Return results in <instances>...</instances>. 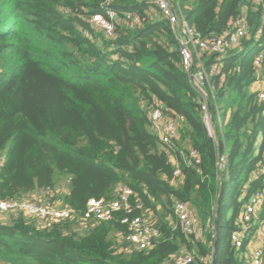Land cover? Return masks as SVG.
I'll return each mask as SVG.
<instances>
[{
  "label": "trees",
  "instance_id": "obj_1",
  "mask_svg": "<svg viewBox=\"0 0 264 264\" xmlns=\"http://www.w3.org/2000/svg\"><path fill=\"white\" fill-rule=\"evenodd\" d=\"M171 2L202 37L224 33L241 15L247 22L238 48L201 56L216 142L178 42L151 0H0V200L42 189L47 203L58 196L80 215L89 199H112L124 183L134 191L131 204L140 205L134 215H153L158 204L166 211L153 215L159 236L140 251L127 247L121 212L85 233L74 231L75 219L41 228L6 214L0 262L173 264L174 254L206 256L216 243L214 264H246V241L236 248L230 236L242 205L262 186L254 172L264 147V101L251 91L254 54H244L261 28L262 9L251 0ZM102 5L119 15L112 37L89 21ZM127 12L140 17L134 28L123 19ZM156 105L178 124L168 148L150 130L148 111ZM189 150L198 163L186 162ZM220 155L227 163L221 171ZM176 201L192 207L205 239L173 227Z\"/></svg>",
  "mask_w": 264,
  "mask_h": 264
},
{
  "label": "built area",
  "instance_id": "obj_2",
  "mask_svg": "<svg viewBox=\"0 0 264 264\" xmlns=\"http://www.w3.org/2000/svg\"><path fill=\"white\" fill-rule=\"evenodd\" d=\"M259 4L262 9V25L257 35L264 32V0H251ZM155 5L158 15L164 18L172 30L178 42V51L182 60L183 69L188 74L191 86L200 97V108L202 119L206 130L215 142L217 141L216 127L212 119L210 108V97L206 88L208 73L201 59L202 55L218 54L223 55L228 50L236 49L241 41L247 36V22L243 15L237 17L224 33L202 37L192 26H190L181 9L174 7L171 0H151ZM118 13L102 5V11L94 13L90 17V23L99 28L105 37H112L114 32V21ZM124 21L130 28L140 23L137 14L127 12L123 15ZM264 35V34H263ZM253 67L255 80L251 85V91L256 93L258 101H264V49L257 50L253 56ZM217 70V65L211 66V72ZM148 118L150 130L160 142L169 147L174 139L178 137V124L173 119H166L159 107L156 105L149 109ZM219 128L222 123L218 122ZM187 163H198L199 157L196 152L189 150L186 156ZM218 170L227 168L226 156L220 155L217 161ZM175 171V174H178ZM255 178H262V186L255 189L242 205L239 213L238 229L230 236V241L236 248H241L244 240L248 246L249 242L259 241L261 245L255 246L250 255L247 256L246 264H264V147L261 150L257 167L254 172ZM45 190H35L20 198L0 200V217L10 213H20L23 216L34 220L41 228H52L63 222L75 219L83 230L82 233L93 230L102 223L109 222L116 213H122L121 223L126 226V233L123 235L127 242L128 249L148 250L159 236V231L146 213L134 215V208H140L139 204L133 206L131 197L134 191L126 184L120 183L115 189L112 199L91 198L87 201L84 211L76 215L74 210L55 202L50 204L43 197ZM173 214L176 223L186 235L198 239L203 234V227L198 216L192 207L183 202L176 201L173 205ZM256 220H259L257 223ZM246 246V247H247ZM214 249L206 256L194 254L188 251H181L171 257L173 264H214Z\"/></svg>",
  "mask_w": 264,
  "mask_h": 264
},
{
  "label": "rangeland",
  "instance_id": "obj_3",
  "mask_svg": "<svg viewBox=\"0 0 264 264\" xmlns=\"http://www.w3.org/2000/svg\"><path fill=\"white\" fill-rule=\"evenodd\" d=\"M260 36L259 35H256L255 37H254V39L251 41V42H249V44L248 45H246L245 46V49H244V54L245 55H247V54H254L257 50H258V45H257V42H259L260 41ZM260 139V138H259ZM259 139H258V141H259ZM256 142V147H259V142ZM59 186H65V183H64V180L62 179L60 182H59V184H58ZM53 201H56V202H58L59 201V198H58V196L56 197L55 196V198H54V200ZM168 207H169V205H168ZM165 214L166 213V211L164 210V208L162 207V205H160V204H158V206L156 207V212H152V214L155 216V217H157V219H159V214ZM16 214H20V213H10V214H8V216H9V218L12 216V215H16ZM22 215V214H21ZM146 215L148 216V217H150V220H152V222H154V217H153V215H151V213L149 212V213H147L146 212ZM167 216H168V214H166ZM166 216V217H167ZM25 217V216H24ZM7 218V217H6ZM25 218H27V217H25ZM168 218H170V217H168ZM237 221H239V219L237 220ZM257 221V223H259V220H256ZM74 222H72V224H73ZM72 228L74 229V231L76 232V233H82L83 232V230L81 229V226L78 224V223H75V225H72ZM203 235V237L201 236V237H199L198 239H205V233H204V231H203V233H202ZM0 264H5V263H3V262H0Z\"/></svg>",
  "mask_w": 264,
  "mask_h": 264
},
{
  "label": "crops",
  "instance_id": "obj_4",
  "mask_svg": "<svg viewBox=\"0 0 264 264\" xmlns=\"http://www.w3.org/2000/svg\"><path fill=\"white\" fill-rule=\"evenodd\" d=\"M5 218V217H4ZM261 245V243L259 241H253V239L251 240V242H249L248 246L246 247V251H245V258H247L248 255H250L251 250L255 247ZM214 249V247H213Z\"/></svg>",
  "mask_w": 264,
  "mask_h": 264
},
{
  "label": "water",
  "instance_id": "obj_5",
  "mask_svg": "<svg viewBox=\"0 0 264 264\" xmlns=\"http://www.w3.org/2000/svg\"><path fill=\"white\" fill-rule=\"evenodd\" d=\"M214 249H216V243L213 244Z\"/></svg>",
  "mask_w": 264,
  "mask_h": 264
}]
</instances>
